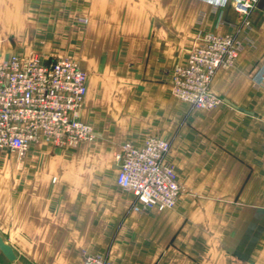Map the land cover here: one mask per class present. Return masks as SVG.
I'll return each mask as SVG.
<instances>
[{"label": "crops", "instance_id": "obj_1", "mask_svg": "<svg viewBox=\"0 0 264 264\" xmlns=\"http://www.w3.org/2000/svg\"><path fill=\"white\" fill-rule=\"evenodd\" d=\"M49 1L0 0V43L45 57L80 55L87 71L81 117L99 137L69 152L38 144L12 169L0 150V234L17 256L11 262L0 250V264H80L86 252L107 253L114 264H264V81L257 82L264 0L239 34L235 65L212 83L252 113L225 101L196 108L170 93L168 71L184 60L197 29L228 32L241 20L231 7ZM77 13L88 17L86 27ZM11 52L0 50V59ZM148 132L171 142L168 159L182 188L173 209L132 210L134 195L116 182L118 145Z\"/></svg>", "mask_w": 264, "mask_h": 264}, {"label": "built area", "instance_id": "obj_2", "mask_svg": "<svg viewBox=\"0 0 264 264\" xmlns=\"http://www.w3.org/2000/svg\"><path fill=\"white\" fill-rule=\"evenodd\" d=\"M229 6L241 20L228 32L198 28L185 58L168 71L170 93L185 104L209 109L223 103L212 91L218 73L235 65L243 47L240 32L252 26L251 12L259 0H208ZM216 26L224 21L218 17ZM88 18L81 20L86 24ZM257 82L264 81V67ZM87 93V71L73 55L45 57L36 50L15 51L0 59V150L24 158L38 144L66 152L83 141L98 140V129L81 117ZM170 140L146 133L141 142L126 140L114 153L116 182L132 193V210L164 211L177 206L182 188L168 159ZM56 180V177L53 178ZM80 264H114L102 252L84 254Z\"/></svg>", "mask_w": 264, "mask_h": 264}, {"label": "rangeland", "instance_id": "obj_3", "mask_svg": "<svg viewBox=\"0 0 264 264\" xmlns=\"http://www.w3.org/2000/svg\"><path fill=\"white\" fill-rule=\"evenodd\" d=\"M47 1H49V0H47ZM42 2H43V0H42ZM42 2H41V4H42ZM58 2V0H50L49 1V3H52L51 4V7L53 6V4H54V6H58V4L59 3H57ZM68 2H73V0H69ZM68 5H69V3H68ZM74 16V15H73ZM84 17H87L86 15H83V14H80V13H77V14H75V16H74V20L77 22V24H80L81 23V20H82V18H84ZM88 18V17H87ZM88 22H89V20H88ZM88 22L86 23V24H82V26L83 27H86L87 25H88ZM1 32H0V38H1ZM11 42H9V44H8V42H5L4 43V41L2 40L1 41V43H0V50H13V52H15L16 50H17V47H15L14 46V44H15V42H12L11 44H10ZM13 52H11L9 55H11ZM8 55V56H9ZM8 56H6V57H8ZM74 57H76V58H79L80 59V55H73ZM5 57V58H6ZM216 78V77H215ZM214 78V79H215ZM214 81V80H213ZM213 83V82H212ZM211 88H212V86H211ZM213 91V90H212ZM214 92V91H213ZM215 93V92H214ZM216 94V93H215ZM221 97V96H220ZM222 98V97H221ZM223 101H224V99H223ZM57 151L58 150H60V151H64V150H61V149H58V148H55ZM53 151H55L54 149L53 150H51L50 151V153L51 152H53ZM6 154V160H7V162H8V164H7V166H10V168L12 169L13 168V166L14 165H16V166H19V167H22V166H24L26 163V161H25V158H26V156L24 157V158H19L18 157V155H17V153L16 152H8V153H5ZM64 154V153H63ZM103 253V252H102ZM105 254H107V253H105ZM109 255V254H108ZM111 258V257H110Z\"/></svg>", "mask_w": 264, "mask_h": 264}, {"label": "water", "instance_id": "obj_4", "mask_svg": "<svg viewBox=\"0 0 264 264\" xmlns=\"http://www.w3.org/2000/svg\"><path fill=\"white\" fill-rule=\"evenodd\" d=\"M224 101L231 104L232 106H234L237 109H240V110L247 112V113H252L251 111H249L243 107H240V106H238V105H236V104H234L228 100H224ZM0 250L8 260H10L11 262H15L16 257H17L16 253H15L13 247L4 240V238L2 237L1 234H0Z\"/></svg>", "mask_w": 264, "mask_h": 264}]
</instances>
